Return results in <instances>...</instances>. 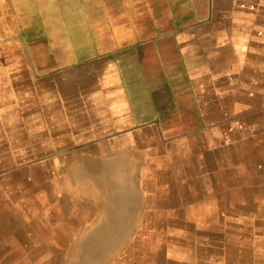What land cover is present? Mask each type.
Listing matches in <instances>:
<instances>
[{"label":"crops","instance_id":"0c3cea01","mask_svg":"<svg viewBox=\"0 0 264 264\" xmlns=\"http://www.w3.org/2000/svg\"><path fill=\"white\" fill-rule=\"evenodd\" d=\"M133 1L142 32L146 0H7L0 13L6 20L0 23L14 31L9 39L40 41L29 55L55 58L58 67L40 75L25 69L10 73L0 121L8 114L41 121L52 138L47 147L104 136L108 141L94 139L81 151L91 154L108 144V153L141 154L138 186L127 176L126 158H67L63 170L70 184L96 195H89V205L71 197L69 207L88 206L89 216L99 208V225L114 212L126 223L134 209L127 197L135 191L143 212L156 217L168 234L160 244L165 253L159 264H264V0H207L202 18L148 39L143 33L137 39L101 29L127 25L126 5ZM18 18L26 22L21 25ZM30 18L35 25L31 36ZM162 36L174 47L173 64L166 66L157 42ZM151 42L158 45L159 57L153 76L145 73L141 59L135 78L127 54L119 65L113 61L114 52L135 48L143 57L144 43ZM65 58L77 59L66 64ZM97 58L106 61L100 68L104 80L94 75L85 86L80 70L73 77L64 74L66 67ZM161 104L167 107L158 109ZM138 112L151 113L149 121L142 122L145 117ZM97 165L104 173L109 169L108 196L71 176L76 167L91 171ZM113 167L119 176L110 171ZM177 249L186 250L180 263Z\"/></svg>","mask_w":264,"mask_h":264},{"label":"rangeland","instance_id":"374dc122","mask_svg":"<svg viewBox=\"0 0 264 264\" xmlns=\"http://www.w3.org/2000/svg\"><path fill=\"white\" fill-rule=\"evenodd\" d=\"M6 2L7 0H0V13L4 11ZM126 6L127 25L107 24L101 29L106 28L108 32L121 34L127 38L135 36L137 39L143 33L145 39H148L159 33L166 34L174 28L184 27L202 18L208 11L207 0H193V3L190 0H160V2L146 0L144 26L141 32L140 23L136 25L135 22L140 20V9L137 8L136 2H128ZM18 20L21 25L26 22L25 18H18ZM27 22L29 23L28 33L31 36V30L35 25L31 18ZM22 28L24 31L26 27L22 26ZM67 28L71 31L72 26ZM94 32L100 33V28ZM13 36L14 31L9 30L8 24L1 22L0 101L7 100L5 85L9 83L10 73L25 69L26 72L34 71L40 75L41 71L47 70L48 67L50 69L58 67L55 58L29 55L30 48L39 47L40 41L25 42L21 38L10 40L9 37ZM157 42L159 46L161 45L159 48H162L161 62L165 66L173 64L174 47L171 41L166 36H162ZM144 44L143 57L140 56L142 49L138 56L136 48L113 54V61L117 62V65L120 61L122 62V54L129 56V60L133 61L135 66L134 78L138 59L142 60L141 65L145 73L149 76L154 75L153 65L159 58L156 55L158 45L152 42ZM88 58L91 57H81V60ZM76 59L65 58V62L67 64ZM104 63L106 61L97 58L95 61L82 64L81 67H66L64 74L73 77L77 75V70H80L81 79L84 80L85 86H88L96 77L98 81L104 80V74L100 71ZM94 75L96 77H93ZM141 100L142 98H139L137 102L140 103ZM136 107L142 108L137 105ZM156 107L162 110L167 106L161 104ZM137 114L145 117L142 122H147L151 113L138 112ZM177 122V120L165 121L166 124ZM51 139L45 134L44 124L41 121H29L16 114L5 115L4 120L0 121V264H159L160 261L163 262V259L159 261V256L164 257L165 250H159V248L168 234L157 226L156 217L153 218L143 212L142 201L140 197V201L138 200L135 191L129 193L127 199L129 207L134 208L128 213L134 211V216L129 214L127 216L129 221L125 218L126 223L121 222L122 224L116 228L109 226V230L108 225L104 226V231L99 229L103 226V224L99 225L101 219L99 215H101L100 211L102 212L99 208L91 212L89 216L88 206L80 204L77 208L69 207L71 197L85 200V203L89 205L87 200L90 196L92 198L96 195L87 193L88 190L85 191L82 186L78 189L70 184L63 170L67 158L78 155L81 158L86 156L97 161L108 158V162L126 158L128 160L127 176L138 186L137 178L140 173L138 165L141 163L142 155L131 151L125 154L108 153L106 151L110 146L108 144L96 147L91 154L81 151L88 147L85 146L86 143L94 139L97 142L108 141V137L104 136H81L74 141L80 142L79 148L73 146V139H70L71 142L69 141L65 147H58L56 144L47 147V142H51ZM100 148L104 151L100 152ZM114 163L120 164L119 161ZM85 182L93 183L84 179ZM93 213L96 214L93 215ZM98 230H100L98 235L93 236ZM109 241L111 245L108 244ZM175 253L178 263L182 261L180 258L186 256L185 249H177Z\"/></svg>","mask_w":264,"mask_h":264},{"label":"bare ground","instance_id":"6f19581e","mask_svg":"<svg viewBox=\"0 0 264 264\" xmlns=\"http://www.w3.org/2000/svg\"><path fill=\"white\" fill-rule=\"evenodd\" d=\"M69 166V165H68ZM69 168V167H68ZM91 168V171H89V170H85V169H79V168H75L74 170L72 169L71 170V176L73 177V178H79L80 180H81V182H84V179L85 180H90V181H92L94 184H95V186L97 187V190L99 189V192H100V194L103 196H108V190H111V188H112V185H111V182H108V172L107 173H104L105 172V170H103L102 169V167H100L99 165H97V166H94V167H90ZM110 170H111V168H110ZM117 170V169H116ZM108 171H109V169H108ZM115 171V168L113 167V169L111 170V172L112 173H114V174H116V175H118L119 176V174H117V173H119V171H116L117 173H115L114 172ZM126 172V171H125ZM69 177V176H68ZM70 178V177H69ZM113 178V177H112ZM125 178V177H124ZM116 180V179H115ZM121 183V182H120ZM121 194V193H120ZM119 194V195H120ZM125 195V194H124ZM127 195V194H126ZM126 195L125 196H123L124 198L126 197ZM131 196V195H130ZM120 197V196H119ZM122 197V196H121ZM129 197V196H128ZM128 197H127V199H128ZM108 200V199H107ZM118 200V199H117ZM133 200H135V198L133 199ZM105 202V201H104ZM121 202V201H120ZM137 202H138V200H137ZM135 203H134V201H133V205H134ZM136 205H138V204H136ZM136 207V206H135ZM119 208H120V206H119ZM125 209V208H124ZM124 209L122 210L123 212H124ZM134 212V211H133ZM115 213V212H114ZM114 213H111V215H106V217H105V219L103 220V222H104V224H103V226H102V228L100 227L99 229L100 230H102V231H104L105 230V227H104V225L106 224V223H108V230H109V225L111 226V227H115L116 228V226L118 227L119 225H121L124 221H122V220H124V219H122L121 220V218L120 217H122V214L120 213V217H118V216H116V214H114ZM132 213V212H131ZM130 213V214H131ZM124 215H125V213H124ZM123 215V216H124ZM127 216H129V214L127 215ZM131 216V215H130ZM128 219V218H127ZM128 221H129V219H128ZM122 222V223H121ZM127 225H129V224H127ZM126 225V226H127ZM123 226V225H122ZM121 226V227H122ZM124 226H125V224H124ZM119 229V228H118ZM118 229H116V230H118ZM100 230H98V231H96L95 232V235H93V236H96V234L98 233V232H100ZM113 230V229H112ZM116 230H114V231H116ZM125 230V229H124ZM123 232V231H122ZM112 233V232H111ZM110 233V234H111ZM117 233H119V232H117ZM106 234V233H105ZM109 234V233H108ZM121 234V233H120ZM98 235V234H97ZM105 236V235H104ZM101 238H102V236H100ZM108 237L110 238V236L108 235ZM116 237H117V234H116ZM118 238V237H117ZM103 239H105V238H103ZM106 239L107 240H109L108 238H107V236H106ZM99 242V241H98ZM90 243V242H89ZM88 243V244H89ZM103 244H104V242H103ZM109 245H111V243H110V241H109V243H108ZM115 244V243H114ZM110 247V246H109ZM108 249V248H107Z\"/></svg>","mask_w":264,"mask_h":264}]
</instances>
